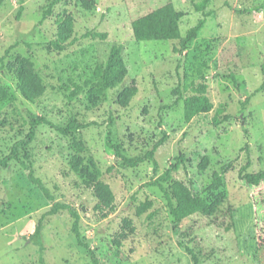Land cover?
Segmentation results:
<instances>
[{
  "label": "rangeland",
  "instance_id": "rangeland-1",
  "mask_svg": "<svg viewBox=\"0 0 264 264\" xmlns=\"http://www.w3.org/2000/svg\"><path fill=\"white\" fill-rule=\"evenodd\" d=\"M201 1L0 0V155L26 137L35 115L59 126L95 122L69 135L39 125L21 153L55 200L77 208L99 264H264V181L240 178L248 162L250 172L264 169V6L242 12L264 0H212L203 11ZM169 2L183 36L210 11L183 51L174 49L179 40L133 34L134 19ZM114 44L123 45L126 70L103 89L95 71ZM30 69L44 88L35 101L21 86ZM202 87L212 108L189 117L185 100ZM110 118L129 157L165 138L156 173L152 160L130 167L116 157L106 143ZM181 154L173 179L157 184ZM174 181L205 196L212 214L177 223L165 191ZM53 203L19 161L0 168V264H91L67 211L44 217L41 260L34 233Z\"/></svg>",
  "mask_w": 264,
  "mask_h": 264
},
{
  "label": "trees",
  "instance_id": "trees-1",
  "mask_svg": "<svg viewBox=\"0 0 264 264\" xmlns=\"http://www.w3.org/2000/svg\"><path fill=\"white\" fill-rule=\"evenodd\" d=\"M212 0H202L200 3L196 2L195 6L198 10H205L206 6ZM195 2V1H194ZM264 4L256 5L251 10H246L242 12H256L259 11ZM23 6L20 7L18 16L21 14ZM210 14V11L205 12V17L201 18L196 25L191 27L187 35L183 36L181 31L180 19L181 13L176 9L175 5L172 2H169L165 5H162L147 14L139 16L138 18L132 21L133 34L136 40H179L180 46H175V51H183L187 49L190 42L198 34V32L203 28L207 21V17ZM99 37L102 39L107 38V33L99 31H89L86 33V36ZM56 46L62 48V45L56 43ZM126 70V65L123 59V45L114 44L110 50L107 60L99 65L96 69V74L101 79V86L103 89H108L115 86L119 82L120 77ZM23 76V74H21ZM37 75L33 69H30L28 75L22 78L21 86L25 96L31 100L35 101L38 94L43 92V86L40 81L36 80ZM35 85V88L32 86ZM264 83L262 84V87ZM205 88L202 87L199 93L191 95L186 98V111L189 117L194 115L201 114L206 110L212 108V103L209 101V97L205 94ZM246 105V102L243 104ZM218 120V117H216ZM113 123V118L108 120V134H107V145L113 150L116 157L121 160L123 165L135 167L145 160H152L154 165V172L156 173L159 169L158 161L155 157V153L158 148L164 143L165 138L158 140L153 147L145 152L143 155H137L135 157H129L125 155L121 146L114 141L112 136V129L110 125ZM42 124H48L61 132L64 135H69L71 133L79 131L81 128L87 127L93 123H80L76 117H71L68 123L65 126H59L53 121L49 120L45 116L35 115L32 118L31 127L26 137L17 141L11 152L5 156L0 155V168H9L11 166L12 160H17L20 164L27 170L29 180L38 185L42 190L44 195L50 199L54 200L52 207L43 215L36 226V231L34 233V238L36 242L40 245L41 249V260H43V238H42V228L44 223V217L47 214H57L61 211H67L70 213L73 218L72 230L76 235L78 242L89 249L91 255V264H99V256L89 242V240L83 236L80 228L81 215L77 208L72 206L69 203H64L55 200L54 195L51 190L45 184V182L36 175L35 168L31 162L26 161L21 153V149L30 145L37 136V126ZM166 137V135H165ZM184 155L181 154L178 156L177 160L172 163L171 167L168 168L158 181H155L157 184H161L162 181H169L173 176V172L180 169L181 165L184 163ZM230 164V163H229ZM250 166V162L243 165L240 170V178L245 181L248 185H259L264 181V169L258 172H250L247 169ZM168 199L169 208L171 214L174 216L177 223H180L183 219L187 218L190 215L196 213L202 214H212L214 211V205L203 195L201 194H191L187 191V188L179 181H174L171 183L169 190L165 189ZM188 251L192 252L193 257L195 258L196 263H199L201 260L191 249L187 248ZM44 264V261H43Z\"/></svg>",
  "mask_w": 264,
  "mask_h": 264
}]
</instances>
